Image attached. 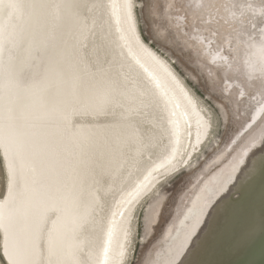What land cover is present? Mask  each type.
<instances>
[{"label": "bare ground", "instance_id": "obj_1", "mask_svg": "<svg viewBox=\"0 0 264 264\" xmlns=\"http://www.w3.org/2000/svg\"><path fill=\"white\" fill-rule=\"evenodd\" d=\"M136 2L0 0V145L6 165L11 152L3 137L10 124L47 144L45 162L24 198L13 191L11 202L0 199V220L16 223L20 259L28 264H130L128 202L135 210L145 193L159 195L170 179L160 180L195 167L210 139L212 120L204 105L178 60L144 37ZM76 32L84 42L80 51ZM109 81L121 92L106 104L98 89ZM76 107L104 113L93 117L100 127L71 128L69 109ZM116 193L113 207L108 198ZM37 201L43 221L49 220L47 209H57L40 232L33 229ZM0 232V264H6L12 259L3 255L9 233Z\"/></svg>", "mask_w": 264, "mask_h": 264}, {"label": "water", "instance_id": "obj_2", "mask_svg": "<svg viewBox=\"0 0 264 264\" xmlns=\"http://www.w3.org/2000/svg\"><path fill=\"white\" fill-rule=\"evenodd\" d=\"M213 4L214 22L210 24L218 26L220 32L201 39L203 55L217 68H231L229 53L238 50L232 40L243 34V24L235 18L244 14L233 0H213ZM209 5L210 1L197 0L192 6L205 11ZM225 28L229 36L220 39ZM223 77L225 87L233 85L232 79L225 74ZM247 106L251 114L246 126L253 128L252 133L224 166L206 176L214 161L230 153L228 149L217 154L191 181L180 196L173 225L167 226L156 250L143 264H264V122L256 126L264 114V94L249 98ZM242 134L235 135L232 148ZM191 192L195 193L183 206Z\"/></svg>", "mask_w": 264, "mask_h": 264}, {"label": "rangeland", "instance_id": "obj_3", "mask_svg": "<svg viewBox=\"0 0 264 264\" xmlns=\"http://www.w3.org/2000/svg\"><path fill=\"white\" fill-rule=\"evenodd\" d=\"M162 1L163 0H137L136 10L140 20L143 35L146 40L152 43L158 51H160L161 53L165 52L164 54L168 55V58H170L171 60H178L175 65L177 66L179 72L187 79L192 89L196 92L200 104L204 105H202V108L204 109V111L206 110V115L211 118L210 120H212L213 130L211 133L212 138L210 136L211 140L209 139L208 141H206L203 144L201 150V152L203 154L205 153V155H203L201 152L200 154H198V161L195 167H192L193 169L191 168L189 169L190 171L186 170L174 175L172 179H170L167 183H164L159 195L155 193L149 195V193H151L149 191L148 193H145L137 202L134 216L132 214L130 221L132 225V241L129 245L130 264H143L147 257L150 256L151 252L156 250V244L168 229L167 226L170 227L173 225L171 221L173 220V215L176 209L179 207L180 196L185 192L187 188H189L191 181L194 180L195 177L204 169L205 165L211 162L215 158V156H217V154L221 152V148L228 140V138H230L231 132L236 128L237 125V120L234 116L235 110L233 108V103L228 97L224 96V93L219 88H217V84L219 85V83H216L217 79H214L210 71L213 65L209 63L208 56L203 55L201 39L204 37V35L208 37L209 35H213L215 31H219L218 26L210 24V21L214 22V19L210 17V8H214L215 6L213 4V0H207L208 2L210 1V5L209 8L206 7V13L202 8H194L192 6L195 0H192V3L191 0H187L186 10H183L182 8L175 10L174 8L172 9L169 7L167 8L169 9V11H167V9H165L166 11H164L165 5L162 4ZM240 3L241 2L238 0H236L235 2L237 6L240 5ZM111 4L112 1L107 2L109 8H111ZM175 4L176 6L181 5V2L178 0L177 3L175 2ZM39 7L41 6L39 5ZM221 7L223 9L224 5H222ZM229 7L230 6H227V13L231 12V7ZM102 8V6H99L95 9V11L98 14H101L103 13ZM35 13H39L38 15L41 14L39 10H37ZM170 13L171 16H169ZM223 17L226 18V16ZM244 18V16L236 17L235 22L243 23ZM250 18L253 17L251 16ZM185 21L187 23L188 21H193L196 27L194 26L192 29L189 24H185ZM243 25L241 26L242 30L246 26L244 25L243 27ZM185 26L188 27L186 29L190 30L191 32H188L185 29ZM183 31H187V33H189V35L187 36L188 40H184V38L180 36L184 33ZM228 34L229 32H227L225 28L224 34L221 35L220 39L225 38V36L227 39L229 36ZM72 36L80 39L79 42L75 45L80 51L82 48H84V42L82 41L81 33L76 32L75 34L73 33ZM240 39L233 38L232 42L234 43V48H236V45L239 46ZM82 65L83 60L81 58L80 66ZM220 69H222V67ZM190 70L194 73V76L189 74ZM236 80L237 79H235L233 83H236L237 85L238 82ZM261 81L262 80L257 81V83L259 84L258 87H260V84H262ZM117 90L119 93L121 92V88L118 86ZM259 94L263 95V92H259ZM256 95H253L252 97L254 98ZM207 108L209 111L207 110ZM69 110L73 116L71 118V122L74 123L70 125L71 128L89 127L94 124L92 123V121H94L93 117H96L97 120L99 116L105 115L104 113H100L98 114V116H94L83 109V107L70 108ZM67 116L68 114L65 115V117ZM263 122L264 118H262V120L256 126L259 128ZM115 124L116 121L108 122L109 126H114ZM94 125L96 127H100L99 122H96ZM252 131L253 128L250 130V134L252 133ZM82 132H86L87 134L89 133L88 129ZM188 149L189 148H187L186 150ZM237 149L238 146L234 147L233 150L225 157H223L220 162H217V160L214 161L210 165L206 176L213 173L219 167L224 166V164L229 161L231 155L234 154ZM201 156L204 158H202ZM5 168L6 161L0 145V191H3L7 179ZM131 168L132 164L129 163L124 169L121 180H126ZM138 176L139 174L136 173V177ZM131 179H133V177H131ZM134 179L129 184H133ZM120 187H124L125 190L130 188V186ZM194 193L191 192L185 198L183 206L187 205L188 200L193 196ZM116 197H118V193L114 194L111 198H108V201L109 199L111 200V205L113 207L115 206L117 200ZM1 198L2 197H0V199ZM157 205L158 209L156 208ZM1 251L2 246L0 232V252Z\"/></svg>", "mask_w": 264, "mask_h": 264}, {"label": "flooded vegetation", "instance_id": "obj_4", "mask_svg": "<svg viewBox=\"0 0 264 264\" xmlns=\"http://www.w3.org/2000/svg\"><path fill=\"white\" fill-rule=\"evenodd\" d=\"M177 1L178 0H163L162 4L165 5L164 11L169 7L175 10L179 8L183 10L187 9V0H179L181 5L176 6L175 2L177 3ZM233 1L236 2V0ZM238 1L241 2L238 8L245 17L242 24L246 26L243 29L244 34L241 36L242 42L239 44L238 50L236 49V51L229 53L232 57L229 61L233 66L231 68L224 66L222 69L213 66L210 70L214 79H217L216 83H219V85L217 84V88L224 93V96L232 101L235 110L234 116L237 120L236 128L231 132L230 138H228L221 148V151L228 149L229 152H231L234 147H239L250 135L251 129L248 130L246 126L251 114L247 106V100L253 95L259 94V92H263L264 94V84H260V87H258L259 84L257 83L258 80L264 78V0ZM213 9L214 8H210L211 18L214 17ZM167 11H169V9H167ZM169 16H171V13ZM251 16L253 18H250ZM185 24H189L192 29L194 26L196 27L193 21H188V23L185 21ZM186 28L188 27L185 26V29ZM187 31L189 32L190 30ZM187 31H183L184 33L180 35L184 40H188L187 36L189 33H187ZM252 40L256 42L253 43ZM223 74L229 79H232L233 85L230 87L224 86L225 80ZM235 79H237V85L233 83ZM262 118H264V114ZM237 133L243 134L238 144L232 148V142Z\"/></svg>", "mask_w": 264, "mask_h": 264}, {"label": "snow or ice", "instance_id": "obj_5", "mask_svg": "<svg viewBox=\"0 0 264 264\" xmlns=\"http://www.w3.org/2000/svg\"><path fill=\"white\" fill-rule=\"evenodd\" d=\"M13 6L14 5L9 4V7ZM262 84H264V78H262ZM98 91L100 92V102L110 104L116 99L118 90L116 84L109 81L101 82ZM3 146L11 152V157L5 168L7 179L3 191H0V197L11 202L13 191H15L16 198L22 200L31 176L36 175L45 162L47 144L24 130L21 126H13L10 124L6 135L3 137ZM101 166H103V160H101ZM171 178L172 177H163V179L160 180V184H163L164 180ZM137 187L139 188V186ZM140 194L141 193L137 191L136 196L139 197ZM152 194L153 193H149V195ZM132 202L131 200L128 202L130 207L127 211L134 216L135 210L131 207ZM35 210L37 218L33 223V229L35 232H40L46 227L47 223L50 222L51 216L56 215L57 209H47L50 214L48 221H43L40 216L41 208L39 201H37ZM76 211L77 209L74 205L72 213L75 214ZM119 215L124 216L125 213L120 212ZM0 229L9 233L3 255L4 257L12 256V259L6 260V264H28L27 261L20 259L22 253L17 242L16 223L11 218H9L7 222L0 220Z\"/></svg>", "mask_w": 264, "mask_h": 264}]
</instances>
